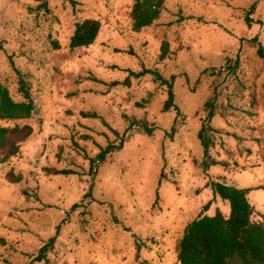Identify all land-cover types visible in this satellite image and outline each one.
<instances>
[{"label": "rangeland", "instance_id": "obj_1", "mask_svg": "<svg viewBox=\"0 0 264 264\" xmlns=\"http://www.w3.org/2000/svg\"><path fill=\"white\" fill-rule=\"evenodd\" d=\"M73 1L0 0L2 84L25 102L19 71L36 106L0 120L33 129L16 157L2 163L0 152V264H180L188 224L230 215L211 183L250 190L252 221L264 222V61L253 43L264 47V0H167L140 33L136 0ZM86 20L101 23L99 36L71 50ZM143 68L174 78L175 108L163 110L166 86L131 75ZM213 99L219 165L205 171L198 133ZM121 141L93 175L91 161Z\"/></svg>", "mask_w": 264, "mask_h": 264}, {"label": "trees", "instance_id": "obj_2", "mask_svg": "<svg viewBox=\"0 0 264 264\" xmlns=\"http://www.w3.org/2000/svg\"><path fill=\"white\" fill-rule=\"evenodd\" d=\"M74 3L73 0H69ZM167 0H136L131 12L133 31L140 33L143 29L151 27L160 17ZM247 22H252L247 18ZM101 30V23L97 20H86L77 23L74 35L70 41V49L88 48L95 44ZM253 43L257 48L258 56L264 61V47L258 39ZM0 50L4 46L0 43ZM170 54L169 45L162 47L160 61H164ZM13 64V63H12ZM20 76V90L25 102H15L9 90L2 84L0 78V120L18 121L31 118L36 110L34 100L31 97L28 83ZM137 79L151 76L156 83L168 88V99L164 104V112L175 108V95L173 93L174 78L167 80L158 70L143 68L138 73H131ZM207 117L198 133V138L203 148V168L208 171L219 163L212 159L210 153L214 142L209 133L217 132L211 125L215 117V100L206 103ZM86 118L96 117L95 114L83 113ZM139 124L148 135L153 130L146 122L132 121L131 126ZM118 135L116 131H113ZM33 134L30 126H15L14 128L0 127V152L1 162L7 163L20 152V143ZM124 146L123 141L119 145L109 144L102 148L97 157L91 161V171L96 172L98 164H103L113 153L120 151ZM56 175L75 174L71 171H55ZM16 183L22 181L21 176H11ZM91 185L89 194L93 191ZM215 196L220 197L230 205V215L226 218L217 210L214 216L200 217L186 227L178 246V260L180 264H264V222L252 221L254 209L249 201L250 190H241L224 183H211ZM212 203L205 206L209 210ZM55 239L41 250V261L49 250L53 248Z\"/></svg>", "mask_w": 264, "mask_h": 264}]
</instances>
